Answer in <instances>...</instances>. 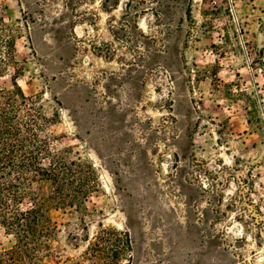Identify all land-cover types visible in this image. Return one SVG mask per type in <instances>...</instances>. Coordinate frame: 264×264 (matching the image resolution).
<instances>
[{
    "label": "rangeland",
    "instance_id": "374dc122",
    "mask_svg": "<svg viewBox=\"0 0 264 264\" xmlns=\"http://www.w3.org/2000/svg\"><path fill=\"white\" fill-rule=\"evenodd\" d=\"M0 16L42 135L97 172L49 211L42 264H103L86 254L100 223L131 240L115 258L109 235L104 262L264 264V0H0ZM15 243L0 223V264Z\"/></svg>",
    "mask_w": 264,
    "mask_h": 264
},
{
    "label": "trees",
    "instance_id": "16d2710c",
    "mask_svg": "<svg viewBox=\"0 0 264 264\" xmlns=\"http://www.w3.org/2000/svg\"><path fill=\"white\" fill-rule=\"evenodd\" d=\"M16 28L0 16V223L14 234L16 243L5 255L10 264H42L45 238L51 229L49 211L59 202L80 204L97 188L93 165L69 157L42 135L51 118L42 111L37 96L25 95L17 82L22 69L15 60ZM17 65L11 86L1 84L10 66ZM30 201L21 208V197ZM99 235L89 244L87 255L106 260L109 235L119 246L114 257L131 251L127 232L99 224ZM50 230V231H49ZM101 234V235H100Z\"/></svg>",
    "mask_w": 264,
    "mask_h": 264
}]
</instances>
